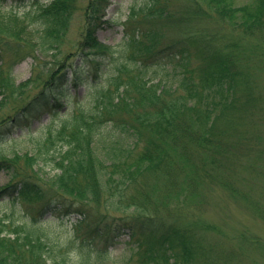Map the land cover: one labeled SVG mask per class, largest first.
Segmentation results:
<instances>
[{
  "label": "trees",
  "instance_id": "16d2710c",
  "mask_svg": "<svg viewBox=\"0 0 264 264\" xmlns=\"http://www.w3.org/2000/svg\"><path fill=\"white\" fill-rule=\"evenodd\" d=\"M9 1L33 10L0 11V155L8 152L0 157L8 176L0 200L52 213L63 226L72 217L76 223L59 232L41 218L19 224L0 215V264H214L220 248L207 237L215 227L198 218L208 180L264 222V209L223 171L237 148L228 135L244 119L217 129L226 111L261 99L264 119V86L254 73L264 79V0L242 6L144 0L128 8L123 38L109 48L97 32L110 0H0V6ZM77 15L83 26L70 46ZM258 33L262 53L256 55L259 45L245 37ZM26 58L33 60L32 75L16 84L11 70ZM177 59L182 72L172 82L167 62ZM79 86L85 93L73 95ZM33 89L38 92L26 97ZM45 114L55 118L28 137L29 148L9 145L8 136ZM39 161L55 171L49 183L38 179ZM251 165L250 174L257 166L264 172V157ZM112 233L128 235L140 255L136 263L113 261ZM239 240L264 252L258 239Z\"/></svg>",
  "mask_w": 264,
  "mask_h": 264
},
{
  "label": "rangeland",
  "instance_id": "374dc122",
  "mask_svg": "<svg viewBox=\"0 0 264 264\" xmlns=\"http://www.w3.org/2000/svg\"><path fill=\"white\" fill-rule=\"evenodd\" d=\"M52 0H45L49 3ZM235 6H242L251 2V0H231ZM110 8L107 11L106 24L97 32V37L99 42H101L104 47H116L123 38V26L122 23L126 20L128 14V8L132 5H140L144 3V0H110ZM33 10V4L26 3H13L9 1L5 5L0 6V11L4 14H18L23 16L26 13ZM81 15H77L72 20L71 30L68 37V42L71 45L79 40L80 32L82 30V19ZM245 36V35H244ZM248 37V38H247ZM245 37L247 40L251 41L253 44H258V49L255 50L256 55L262 53V34L258 33L252 37ZM68 51H75L72 47H67ZM247 53V51H246ZM73 62L75 66L78 65L80 59L75 57ZM77 63V65H76ZM101 59H98L91 70L99 67ZM1 66V63H0ZM33 60L31 58H26L22 62L18 63L11 70V74L16 82V84L25 82L30 79L32 75ZM168 70L170 71V78L172 82H175L178 78L177 74L182 72L179 60L168 61ZM194 72V71H193ZM256 74L259 87L262 90L264 86V79L262 80V73L254 72ZM176 75V76H175ZM86 88L79 86L76 91H72L73 95L75 93H85ZM37 89H33L26 95V97H32ZM264 92V90L262 91ZM262 93L259 92V97H262ZM240 100L242 95L239 94ZM75 97L68 100V105H71L75 101ZM264 100V99H263ZM262 104V99L260 101H255L254 105L249 109H239L228 110V114L224 115L217 125L219 130L223 129L226 121L232 120V118H242L244 119L241 130H232L227 128L231 134L228 135L232 142H235L237 148L233 155L229 158L227 165L223 171L230 172L233 175V181L240 184V189L243 194L248 195V197L256 201L261 208L264 209V172L257 166L255 169L256 173H252L251 164L256 163L258 157H264V140H260L262 135L264 136V119L262 118V113L260 112V106ZM55 117H51L49 114L43 115L41 119L35 120L31 125H26L24 128H19L15 133H12L11 137L8 136L7 139L14 140L10 144H15L14 148L27 149L30 144L27 143L28 137L31 134H36L40 132L45 126L50 124ZM226 127V126H225ZM263 133V134H262ZM246 136L242 141L239 142L240 137ZM247 138V139H246ZM5 155H0V157H8V152ZM37 168L39 169L38 179L40 178V183H49L47 177L53 175L55 171L51 172V167L49 165H44L43 162L37 163ZM229 170V171H228ZM209 181V180H208ZM207 181V182H208ZM8 182V176L4 171H0V186L5 185ZM205 184L203 193L205 195V205L198 213L199 220L215 227L214 230L208 233L207 240L213 242L215 248H220V252L215 254L214 264H264V252L259 249L258 246H253L247 242L245 244L240 242L239 238L241 235H245L250 239H258L264 243V222L258 216H256L249 207L238 201L237 198L229 194L227 190L216 183ZM0 215L9 216L19 224H29L32 218H41V222L45 228H51L53 231L62 232L64 227L67 226L70 230H73L76 223V218L72 217L70 220L64 221L65 226L61 225L60 221L52 215V213H41L38 208L25 206L18 201H14V198L6 197L0 200ZM201 224V222L199 223ZM246 241V240H245ZM109 251L111 253V258L113 261L120 258L133 259V263H136L140 259L137 249L133 248L129 244L128 235H116L114 233L109 235ZM261 243V244H262ZM212 249V248H210ZM220 256V257H219ZM234 256V257H233ZM219 257L218 259H216ZM229 259V260H227ZM106 264H112V262H107ZM202 264V263H200Z\"/></svg>",
  "mask_w": 264,
  "mask_h": 264
}]
</instances>
